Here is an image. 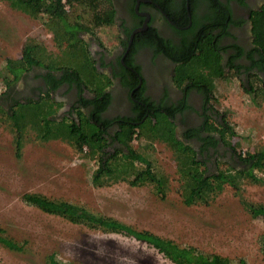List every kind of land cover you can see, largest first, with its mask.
I'll return each instance as SVG.
<instances>
[{
    "label": "rangeland",
    "instance_id": "rangeland-1",
    "mask_svg": "<svg viewBox=\"0 0 264 264\" xmlns=\"http://www.w3.org/2000/svg\"><path fill=\"white\" fill-rule=\"evenodd\" d=\"M74 6L69 10L72 16L80 15L78 18L97 37L107 41L115 27L91 25V11ZM49 20L44 14L31 16L0 0V93L7 85L3 75L9 78L3 72L6 59L20 58L25 44L36 43L55 57L63 53L69 39L62 36L57 41L61 28ZM83 59L84 56L79 59L77 70L88 81L94 73ZM23 75L10 84L21 87ZM256 81L254 85L259 84ZM242 83L240 76L226 71L223 78L214 81L212 104L235 131L227 136L226 144L235 154L243 155L264 146V94L253 102ZM70 124L69 119L62 121L58 134L46 139H39L28 128L17 154L11 122L0 113V227L7 236L24 241L20 250L0 244V264H46L49 253L71 264H174L154 247L127 234L72 223L28 204L21 198L25 192L83 205L136 229L171 238L180 245L220 254L232 264L239 258L245 264H264L261 245L264 219L253 216L247 208L249 204L264 203V170L254 171L259 181L242 177L239 189L225 184L205 203L184 204L173 148L162 139L149 142L145 136L134 134L131 142L134 150L148 158L154 170L167 179L163 196L152 183L131 185L121 178L94 185L92 176L98 158L88 155L86 147L82 151L74 146L63 132ZM231 151L222 156L226 160L211 169L231 170L230 163L234 160ZM141 165L135 162V166Z\"/></svg>",
    "mask_w": 264,
    "mask_h": 264
},
{
    "label": "flooded vegetation",
    "instance_id": "flooded-vegetation-1",
    "mask_svg": "<svg viewBox=\"0 0 264 264\" xmlns=\"http://www.w3.org/2000/svg\"><path fill=\"white\" fill-rule=\"evenodd\" d=\"M4 1L17 8L14 0ZM95 3L100 10L112 8V22L95 26H113L115 30L107 41L91 29L78 32L94 77L86 81L70 67L32 65L23 70L21 87L11 84L4 87L0 94L3 107L9 110L12 104L28 100L38 104L48 102L53 109L48 118L55 123L69 119L71 124H80L82 119H88L100 130L108 154L116 149L127 152V147L132 146L133 137L127 146L121 135L125 121L140 130L149 121L156 124L160 117L172 124L177 139L193 146L197 159L204 161L208 169L217 161L226 160L222 156L230 153V146L217 131L206 128L211 121H221L212 104L214 91L209 92L207 84L188 77L179 81L175 69L184 58L183 53L190 49L186 45L206 30L213 33L212 41L220 53L224 73L240 76L246 85L253 78L264 80V62L255 50L251 33V15L264 5V0H95ZM72 6L66 3L68 11ZM210 136L215 138L214 142Z\"/></svg>",
    "mask_w": 264,
    "mask_h": 264
},
{
    "label": "trees",
    "instance_id": "trees-1",
    "mask_svg": "<svg viewBox=\"0 0 264 264\" xmlns=\"http://www.w3.org/2000/svg\"><path fill=\"white\" fill-rule=\"evenodd\" d=\"M66 3L69 6L78 3L79 7L90 10L91 25L93 26L112 22V8L100 10L97 8L95 0H68ZM66 3L61 0L40 2L38 0H14L15 6L20 10L31 16H36L39 13L44 14L50 19V24L60 26L61 30H58L59 34L56 36L57 41L62 36H67L69 40L66 42V47L62 53L63 56H60V59L46 52L44 48L36 43L25 44L20 58L15 60L6 59L4 63L3 72L9 76L7 79L6 75H3L7 84L16 81L23 70L29 69L32 65H42L49 68L70 67L86 80L77 70L79 59L82 56H84V65L93 71L89 65L90 61L84 41L78 36L79 31H89L90 28L78 18L80 15L74 14L72 16L67 10ZM251 25L253 43L256 48L254 49L259 52L260 59L264 62V5L260 9L253 11ZM212 34L210 31L203 30L200 32V36H197L189 45H186V49L188 47L190 49L183 53L184 58L181 59L179 66L175 69V77L179 78V81L184 77H188L187 79L194 82L207 84L208 87L206 88L209 89V92L214 91L213 80L223 78L225 75L220 53L212 41ZM77 59L78 61L75 62ZM255 80H257L256 82L260 81V83L254 85ZM242 85L243 89L251 95L253 102H257V97H261L264 94V80L253 78L249 85L244 83ZM52 110V104H48V102L40 104L30 100L26 103L16 102L10 106L9 110L4 108L0 102V113L5 114L14 130L17 154L22 149L24 135L28 128L34 130L39 139H46L52 134H58L61 128L60 123H55L48 118ZM218 114L221 116V121H211L206 128L207 130L217 131L226 144L227 136H232L235 131L222 117L223 113L218 112ZM156 121V124L146 121L147 125L145 124L140 130L125 121L121 127V135H124L123 141L128 146V141H130L134 133H137L139 136H145L149 142L154 139H162L173 148L178 163L179 188L184 204L205 203L212 194L221 191L225 184L230 185L234 189H239V182L242 177H248L252 181H259L254 171L264 170V146L254 152H247L243 155L240 153L234 154L232 157L235 163L233 161V164L230 163L231 170L229 171L208 169L204 161L197 159L196 150L192 145L176 138L173 126L168 120H161L158 117ZM63 132L73 140L74 146L78 150L83 151L86 147L88 155L98 158V165L92 176L94 185H102L109 183V180L121 178L126 179L131 185L152 183L155 191L163 196L167 183L166 177L158 174L150 160L134 150L132 146L127 147V152L116 149L114 153L108 154L104 151V137L101 136L100 130L90 123L88 119H82L80 124L73 122ZM210 138L213 142L215 141L213 136H210ZM213 142L211 143L212 145ZM135 162H139L142 165L140 167L135 166ZM21 198L28 204L47 213L59 215L72 223L83 224L103 231L127 234L154 247L174 264H232L227 257L220 254L205 253L192 245H180L171 238L147 229H136L113 216L95 213L80 204L67 200L52 199L38 192H25L21 195ZM247 208L253 216H261L264 219V203L249 204ZM0 244L13 250L24 248V241H18L7 236L1 227ZM261 245L264 249V235L261 237ZM46 264L71 263H64L58 260L54 253H49L46 258ZM234 264H245V260L239 258Z\"/></svg>",
    "mask_w": 264,
    "mask_h": 264
}]
</instances>
